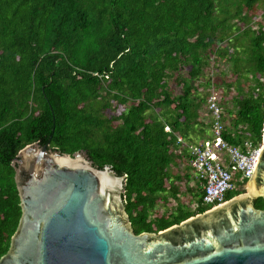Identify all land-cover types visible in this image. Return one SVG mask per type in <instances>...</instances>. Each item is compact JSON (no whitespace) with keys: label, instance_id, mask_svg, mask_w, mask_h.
Here are the masks:
<instances>
[{"label":"trees","instance_id":"1","mask_svg":"<svg viewBox=\"0 0 264 264\" xmlns=\"http://www.w3.org/2000/svg\"><path fill=\"white\" fill-rule=\"evenodd\" d=\"M221 59L224 84L206 76ZM212 93L225 137L262 144L264 0H0V258L22 215L13 161L35 142L127 174L136 233L211 209L177 135L211 138Z\"/></svg>","mask_w":264,"mask_h":264},{"label":"water","instance_id":"2","mask_svg":"<svg viewBox=\"0 0 264 264\" xmlns=\"http://www.w3.org/2000/svg\"><path fill=\"white\" fill-rule=\"evenodd\" d=\"M22 215L0 264H264V132L246 192L158 232L136 233L127 174L35 142L13 161Z\"/></svg>","mask_w":264,"mask_h":264},{"label":"built area","instance_id":"3","mask_svg":"<svg viewBox=\"0 0 264 264\" xmlns=\"http://www.w3.org/2000/svg\"><path fill=\"white\" fill-rule=\"evenodd\" d=\"M208 109L212 117L211 138L191 143L177 135V144L179 153L187 151L189 154L196 178L204 182L205 204L215 208L228 201L227 194L236 187L237 175L240 181L251 178L262 144L255 146L252 141H246L242 146L225 137L224 110L216 93L210 95ZM166 130L169 131L170 127Z\"/></svg>","mask_w":264,"mask_h":264},{"label":"rangeland","instance_id":"4","mask_svg":"<svg viewBox=\"0 0 264 264\" xmlns=\"http://www.w3.org/2000/svg\"><path fill=\"white\" fill-rule=\"evenodd\" d=\"M219 45L223 46L224 43H221ZM212 57H214V55H212ZM231 68H232V63L229 60L226 61L224 59H221V60H217L216 62L212 61L210 63L209 68H207V70H206V76H208V78L210 77V78L214 79L215 81H218L217 83H221V81L223 82L224 79H234V77L236 75L232 72ZM184 73L186 76L188 75V72H184ZM223 84H224V82H223ZM200 141H202V140H199L198 142H200ZM198 142H196V143H198ZM194 174H195V172H194ZM237 178H238L237 181L240 182L239 177H237V176L235 177V180ZM123 198H124V196H123ZM183 198H184V201H185V199H189V194H184ZM161 209L163 210V208H161Z\"/></svg>","mask_w":264,"mask_h":264}]
</instances>
